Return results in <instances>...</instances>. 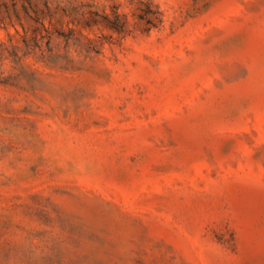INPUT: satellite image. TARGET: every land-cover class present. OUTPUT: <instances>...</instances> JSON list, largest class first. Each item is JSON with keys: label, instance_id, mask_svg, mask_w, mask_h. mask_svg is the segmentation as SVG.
<instances>
[{"label": "rangeland", "instance_id": "374dc122", "mask_svg": "<svg viewBox=\"0 0 264 264\" xmlns=\"http://www.w3.org/2000/svg\"><path fill=\"white\" fill-rule=\"evenodd\" d=\"M0 264H264V0H0Z\"/></svg>", "mask_w": 264, "mask_h": 264}, {"label": "trees", "instance_id": "16d2710c", "mask_svg": "<svg viewBox=\"0 0 264 264\" xmlns=\"http://www.w3.org/2000/svg\"><path fill=\"white\" fill-rule=\"evenodd\" d=\"M153 3L151 1L146 2V9L144 10V14H141V18L146 19L147 22L149 23H153V19L155 17L158 18L160 11L158 10H154L153 9ZM116 16V20L111 23L112 25H110L112 28L116 29L117 31H121L122 30V22H121V18L119 13L115 14Z\"/></svg>", "mask_w": 264, "mask_h": 264}]
</instances>
